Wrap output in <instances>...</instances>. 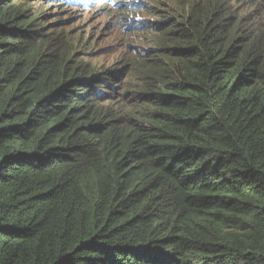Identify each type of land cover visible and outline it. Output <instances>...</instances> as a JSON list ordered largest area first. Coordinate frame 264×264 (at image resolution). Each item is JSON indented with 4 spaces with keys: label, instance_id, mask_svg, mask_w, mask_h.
I'll return each mask as SVG.
<instances>
[{
    "label": "trees",
    "instance_id": "obj_1",
    "mask_svg": "<svg viewBox=\"0 0 264 264\" xmlns=\"http://www.w3.org/2000/svg\"><path fill=\"white\" fill-rule=\"evenodd\" d=\"M58 1L0 0V264H264V0H175L102 69Z\"/></svg>",
    "mask_w": 264,
    "mask_h": 264
},
{
    "label": "rangeland",
    "instance_id": "obj_2",
    "mask_svg": "<svg viewBox=\"0 0 264 264\" xmlns=\"http://www.w3.org/2000/svg\"><path fill=\"white\" fill-rule=\"evenodd\" d=\"M137 3L143 5L130 9L111 7L106 10V6L81 8L69 5L65 0H59L53 3L49 11L66 10L65 13L59 15L54 13L52 16L62 19L63 23L60 24H67L72 32L82 31L86 40H97L94 46H98L92 55L96 58L95 63L99 69H102L118 65L136 48L144 46L139 38L143 36V31L137 22L147 24L146 26L151 25L154 23V15L151 12L162 11L164 5L174 6L175 0H141ZM56 4L60 6L57 7Z\"/></svg>",
    "mask_w": 264,
    "mask_h": 264
}]
</instances>
